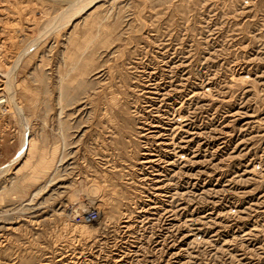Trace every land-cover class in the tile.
Wrapping results in <instances>:
<instances>
[{"label":"rangeland","instance_id":"rangeland-1","mask_svg":"<svg viewBox=\"0 0 264 264\" xmlns=\"http://www.w3.org/2000/svg\"><path fill=\"white\" fill-rule=\"evenodd\" d=\"M0 264H264V0H0Z\"/></svg>","mask_w":264,"mask_h":264},{"label":"built area","instance_id":"built-area-1","mask_svg":"<svg viewBox=\"0 0 264 264\" xmlns=\"http://www.w3.org/2000/svg\"><path fill=\"white\" fill-rule=\"evenodd\" d=\"M97 218H98V213H97L96 209H89L82 214L75 215L74 221L77 223H80V222L81 223H90V222L96 221Z\"/></svg>","mask_w":264,"mask_h":264},{"label":"bare ground","instance_id":"bare-ground-1","mask_svg":"<svg viewBox=\"0 0 264 264\" xmlns=\"http://www.w3.org/2000/svg\"><path fill=\"white\" fill-rule=\"evenodd\" d=\"M84 229V228H83Z\"/></svg>","mask_w":264,"mask_h":264}]
</instances>
